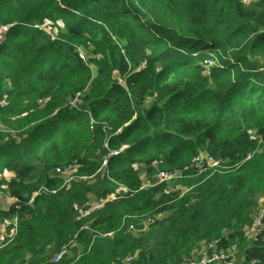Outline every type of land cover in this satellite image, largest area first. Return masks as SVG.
<instances>
[{
  "label": "trees",
  "instance_id": "16d2710c",
  "mask_svg": "<svg viewBox=\"0 0 264 264\" xmlns=\"http://www.w3.org/2000/svg\"><path fill=\"white\" fill-rule=\"evenodd\" d=\"M60 1L0 0V188L18 200L0 264H55L75 236L59 264H180L211 241L264 264V229L243 240L264 194V0ZM203 153L230 169L199 174ZM186 168L183 196L140 190L141 172ZM91 197L105 203L82 218Z\"/></svg>",
  "mask_w": 264,
  "mask_h": 264
},
{
  "label": "built area",
  "instance_id": "2783aa9c",
  "mask_svg": "<svg viewBox=\"0 0 264 264\" xmlns=\"http://www.w3.org/2000/svg\"><path fill=\"white\" fill-rule=\"evenodd\" d=\"M256 0H242L244 5H251ZM58 5H61L60 0H56ZM41 30L45 31L52 39H55L56 37V29L53 27L51 23H45L42 27H40ZM6 31L5 27H0V32ZM81 58L85 59L83 54H81ZM218 58L212 57L209 58L205 64L208 69L211 67L218 65ZM108 160H105L103 162L104 167L107 166ZM226 162H220L217 160H214L213 158H210L206 153H203L199 155L195 160L193 164V168L197 169L199 171V174L205 173L206 175L210 176L214 173H222V171L230 169V167L227 164H224ZM77 167L76 166H69L66 170L61 171L60 169L57 170V174L60 175L63 179H65L66 183L71 181L74 177L73 175L76 173ZM189 169H185L184 171H176L173 173H167V172H160L154 180H152V183L144 184L141 186L140 190H148L160 185H168L169 183H178L180 180L187 178V173L189 172ZM70 176L68 179L64 178L63 176ZM1 178V176H0ZM124 194L129 193L130 191L124 187L120 186L119 191ZM172 192L169 189L168 186L164 188V194L170 195ZM185 193H181L180 196H183ZM118 194H113L108 198L110 201L117 200ZM9 200L11 201V205L18 202L16 198L10 197ZM101 206L104 205L105 201H101ZM85 215L89 214L88 209L85 210L83 213ZM131 218V217H129ZM166 218L165 213H155L154 215H143L134 217L133 219L138 221L139 228L131 223L129 225V232L131 233H143L146 232L151 226L157 224L158 222L163 221ZM125 219L123 220V227L125 225ZM8 227H11V230L9 233H7ZM2 233H0V247H2L5 244L10 243L17 235V221L16 220H7L5 219L1 223ZM86 229L87 226L85 227ZM264 229V203L261 208L258 209L251 225L244 231L243 234V240L245 243L253 244L255 243L259 236L262 233V230ZM75 239L65 246L58 254H56L52 258V262L55 264L61 263V261L66 258L70 251L73 249L80 250L81 246L77 242V236L74 237ZM239 247L237 244L233 245L232 247L228 249H224L218 241H211V242H205L202 243L194 252L193 256L189 259H186L182 261L180 264H239ZM79 258V256L77 257ZM128 259L127 261H129Z\"/></svg>",
  "mask_w": 264,
  "mask_h": 264
},
{
  "label": "rangeland",
  "instance_id": "374dc122",
  "mask_svg": "<svg viewBox=\"0 0 264 264\" xmlns=\"http://www.w3.org/2000/svg\"><path fill=\"white\" fill-rule=\"evenodd\" d=\"M4 33H5V31L3 33L0 32V41L4 39V36H3ZM217 58L218 59H220V58L231 59L230 56H225L223 54H221ZM63 177L68 179L70 176L68 175V176H63ZM141 177L143 179L144 184L152 183V179L148 178L143 172H141ZM11 178H13V175L7 174L5 179L10 180ZM167 186L169 187L171 192H175V193H186V192L191 190V189L185 187L184 185H182L181 183H169ZM258 203H259V208H261L263 203H264V194L260 196ZM10 205H11V201L9 200L8 193L6 192L5 188H0V210L7 211L9 209ZM101 208H102V206H101L100 201L95 200L93 197H91L89 199L87 207L85 208V209H88L89 214L88 215L83 214L85 212V209L80 210L82 212V218L93 214L94 212L100 210ZM0 233H2L1 223H0ZM82 250H83V248L78 250L77 252L70 251L69 255L66 257V260H69V261L74 260L76 257L81 255Z\"/></svg>",
  "mask_w": 264,
  "mask_h": 264
}]
</instances>
